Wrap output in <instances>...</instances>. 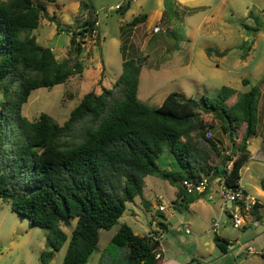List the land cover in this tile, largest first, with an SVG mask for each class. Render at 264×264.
I'll return each instance as SVG.
<instances>
[{
	"label": "trees",
	"instance_id": "16d2710c",
	"mask_svg": "<svg viewBox=\"0 0 264 264\" xmlns=\"http://www.w3.org/2000/svg\"><path fill=\"white\" fill-rule=\"evenodd\" d=\"M80 3L87 7V16L70 31V47L57 59L50 47L38 43L30 33L42 17L55 20L54 14H47L33 0H0V85L4 94L0 102V198L8 200L10 208L29 224L48 229L39 252L43 264L64 241L59 264H84L98 240V229L110 227L125 202L142 194L147 174L175 186L172 201L178 210L205 193L215 176L234 187L239 168L249 157L247 139L256 132V84L244 91L222 84L214 96L199 98L171 90L154 107L140 101L137 80L146 54L123 59L112 84L85 91L61 123L45 111L26 118L20 106L32 88L49 87L82 71L78 38L92 33L95 19L93 7L84 0ZM247 15L254 25L243 23L244 27L264 31V6L260 15L251 9ZM145 16L141 13L131 20L142 21ZM205 52L210 54L212 49L206 47ZM200 110L219 119L229 135L236 134L244 122L237 154H222L216 139L205 135L213 123L204 120ZM164 146L173 168L157 162ZM204 176L208 185L203 191L184 190L182 179L198 182ZM155 210L161 217L156 224L166 229L163 213ZM252 211L258 215L256 206ZM72 217L75 221L67 234L60 225H68ZM212 240L221 253L228 250L230 241L225 237L213 233ZM152 243L147 234L135 233L121 222L102 254L121 250L118 264H161L162 255L155 256Z\"/></svg>",
	"mask_w": 264,
	"mask_h": 264
},
{
	"label": "rangeland",
	"instance_id": "374dc122",
	"mask_svg": "<svg viewBox=\"0 0 264 264\" xmlns=\"http://www.w3.org/2000/svg\"><path fill=\"white\" fill-rule=\"evenodd\" d=\"M80 1L33 0L47 14H54L55 20L42 17L30 33L38 43L50 47L57 59L66 55L70 47V31L87 16V7ZM84 1L93 7L98 23L91 34L78 38L82 71L49 87L32 88L20 106V113L33 119L39 111H45L61 123L85 91L110 86L120 72L121 61L139 54L147 57L138 73L136 96L149 107L159 105L171 90L199 98L203 94L214 96L222 84L237 91L256 84L259 87L257 133L249 138L250 156L240 166L239 178L240 185L260 202L258 215L253 212L256 223L233 227L226 212L220 210L221 205L230 207L232 202L226 200L223 204L215 177L209 182L210 203L201 196L197 202L178 210L171 201L175 186L166 179L147 174L142 194L125 202L124 210L110 227L98 229V240L84 264L120 262L121 250L102 252L121 222L141 235L150 231L162 233L161 251L156 249L161 252L162 262L167 259L169 264H264V31L243 26V23L254 25L247 12L251 9L260 15L264 0ZM126 2L127 7L119 9ZM116 4H120L119 7L116 8ZM141 13L146 14L142 21L131 20ZM154 25L158 26L157 31H152ZM206 47L212 49L210 54L205 52ZM225 48L223 55L214 53ZM3 98L0 85V102ZM200 114L213 123L205 135L216 139L221 153L231 157L237 154L241 125L236 134L229 135L210 112L200 110ZM157 162L161 167L173 168L166 146ZM160 202L164 205L159 210L165 216L166 229L156 224L161 220L155 210ZM215 219H218L217 226L210 227ZM179 220L182 223H178ZM74 221L72 217L68 225L60 226L69 234ZM185 226L188 232L184 231ZM47 232L46 227L29 224L25 216L10 208L8 200L0 198V264H43L39 252L45 246ZM213 233L230 241L225 253L215 247ZM65 246L66 241L46 264H59ZM248 246L251 251H247Z\"/></svg>",
	"mask_w": 264,
	"mask_h": 264
},
{
	"label": "built area",
	"instance_id": "2783aa9c",
	"mask_svg": "<svg viewBox=\"0 0 264 264\" xmlns=\"http://www.w3.org/2000/svg\"><path fill=\"white\" fill-rule=\"evenodd\" d=\"M118 4L115 5L117 7ZM98 22L95 20L94 25ZM159 28L157 25L152 27V31H157ZM94 31V29L92 30ZM208 134V132H207ZM231 161H227L225 166L226 168L230 167ZM215 180L218 181L217 189L218 195L222 198L223 204L226 200L232 202L230 207H225L223 205L220 206V210H224L228 216L230 224L233 227H239L240 225L250 222L256 223L257 219L254 218L253 207L256 206L258 208V200L252 193L246 191L237 180V184L234 187H230L225 184L224 180L220 176H216ZM182 186L185 191L190 193H197L203 191L207 184L206 176L202 177L198 182H193L189 179H182ZM225 205V204H224ZM164 205L160 202L157 206V209H163ZM182 223V221H181ZM218 224V219L212 220L210 227H216ZM184 231L188 232L189 228L187 226L184 227ZM151 241L156 242V249L160 247L162 233L156 232H147L146 233ZM162 248V247H161ZM160 249V248H159ZM252 248L250 246L247 247V251H251ZM161 251V249H160ZM156 250L155 256H158L161 252Z\"/></svg>",
	"mask_w": 264,
	"mask_h": 264
},
{
	"label": "crops",
	"instance_id": "0c3cea01",
	"mask_svg": "<svg viewBox=\"0 0 264 264\" xmlns=\"http://www.w3.org/2000/svg\"><path fill=\"white\" fill-rule=\"evenodd\" d=\"M241 131H240V133L242 132V130H243V127H244V122H242L241 123ZM240 133H239V135H240ZM257 133V131L255 132V134ZM253 136V135H252ZM252 136H250V137H252ZM250 137H248V139H247V146H248V142H249V138ZM248 148V147H247ZM249 150V149H248ZM249 156H250V153H249ZM239 170H240V168H239ZM216 177V176H215ZM238 181H239V184H240V178H238ZM242 186V185H241ZM243 187V186H242ZM143 188V187H142ZM244 188V187H243ZM210 189H209V185H208V188L206 189V191H205V193L204 194H202L201 196H205V202L206 203H210L211 201H212V195H211V191H209ZM174 192H175V189H174ZM174 196H175V193H174ZM200 196V197H201ZM200 197H198V198H196V199H194L193 201H191V202H189L188 204H190V203H192V202H197L199 199H200ZM172 200H173V198H172ZM171 200V201H172ZM260 203V202H259ZM187 204V205H188ZM227 215V214H226ZM165 217V216H164ZM164 219V218H163ZM165 221V220H164ZM178 223H181V220H179L178 221ZM211 224V223H210ZM209 224V225H210ZM229 246V245H228ZM161 249V248H160ZM161 264H169L168 263V261H167V259L166 260H164Z\"/></svg>",
	"mask_w": 264,
	"mask_h": 264
},
{
	"label": "water",
	"instance_id": "95a60500",
	"mask_svg": "<svg viewBox=\"0 0 264 264\" xmlns=\"http://www.w3.org/2000/svg\"><path fill=\"white\" fill-rule=\"evenodd\" d=\"M156 245H157V243L153 242L152 245H151V249H153Z\"/></svg>",
	"mask_w": 264,
	"mask_h": 264
}]
</instances>
